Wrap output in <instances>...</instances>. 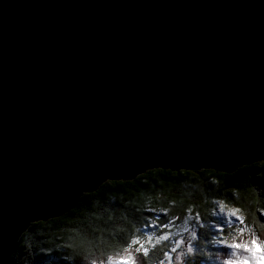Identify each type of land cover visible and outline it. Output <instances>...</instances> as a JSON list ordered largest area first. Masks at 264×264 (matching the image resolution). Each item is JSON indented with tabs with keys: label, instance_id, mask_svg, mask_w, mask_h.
<instances>
[{
	"label": "water",
	"instance_id": "1",
	"mask_svg": "<svg viewBox=\"0 0 264 264\" xmlns=\"http://www.w3.org/2000/svg\"><path fill=\"white\" fill-rule=\"evenodd\" d=\"M258 161L264 0H0V264L107 180Z\"/></svg>",
	"mask_w": 264,
	"mask_h": 264
},
{
	"label": "trees",
	"instance_id": "2",
	"mask_svg": "<svg viewBox=\"0 0 264 264\" xmlns=\"http://www.w3.org/2000/svg\"><path fill=\"white\" fill-rule=\"evenodd\" d=\"M209 177L219 182V190L222 193L225 188L240 189L245 198L253 201L254 214L257 215L258 211L264 212V161L243 165L232 173L214 169L173 171L153 168L131 180H107L97 190L84 193L78 204L63 215L31 223L15 247L13 264H54L53 254L58 257L67 255L69 250L61 251L55 247L63 242L57 238L64 235L60 231L61 228H83L86 232H92V228H96L97 231L92 232V238L99 236L109 243L114 240L118 243L125 242L130 238L133 225L141 228L138 235L144 231H153L158 235V226L144 227L141 220L153 215L144 211L145 208L161 207L168 209V216L161 214L158 224L166 223L171 216L180 217L167 231L188 236L193 232L197 233V248L186 255L183 264H218L222 252L215 248L212 234L222 238L228 225H224L219 216H206L205 209L198 207L200 197L191 187L197 184L201 191L206 193L213 187L208 183ZM224 195L230 198L231 194ZM189 208L191 212L187 211ZM197 215L201 217L200 224H204L203 227L196 223L194 217ZM185 216L193 217L188 222V231L184 229ZM236 223L238 222L233 225ZM117 229L127 230L128 235L123 231H116ZM170 247V241L163 244L157 241L150 258L151 264H159V259H163V251ZM139 259L143 264V257ZM61 264H77V261L68 262L61 259Z\"/></svg>",
	"mask_w": 264,
	"mask_h": 264
},
{
	"label": "clouds",
	"instance_id": "3",
	"mask_svg": "<svg viewBox=\"0 0 264 264\" xmlns=\"http://www.w3.org/2000/svg\"><path fill=\"white\" fill-rule=\"evenodd\" d=\"M208 183L213 187L206 193L197 184L191 187L200 197L198 207L205 209L206 216H222L228 225L222 238L212 234L215 248L223 253L218 258V264H264V219H257V215L253 213V201L245 198L236 187L225 188L222 193L215 178L209 177ZM225 193H230V198ZM230 217H235L238 223L233 225ZM203 226L204 224H200V227ZM60 231L64 235L57 238L63 242L55 247L61 251L69 250L67 255L60 257L64 261L75 260L77 264H129L126 241L118 243L114 240L109 243L99 236L92 238V232H96V228H92V232H86L83 228H61ZM195 238L196 235L193 234V239ZM14 253L15 251L11 254V264ZM184 255V252L178 254L175 264H183ZM163 259H159V264H162ZM136 264H142V261L137 258Z\"/></svg>",
	"mask_w": 264,
	"mask_h": 264
},
{
	"label": "snow or ice",
	"instance_id": "4",
	"mask_svg": "<svg viewBox=\"0 0 264 264\" xmlns=\"http://www.w3.org/2000/svg\"><path fill=\"white\" fill-rule=\"evenodd\" d=\"M144 211L153 214L150 217H145L143 220H141V224L144 227L147 228H158L160 229V234H156L153 231H144L141 235H138L137 233H141V228L138 226L133 225L131 230L130 238L126 240L125 247L129 249V252L127 253V256L129 257V264H136V260L139 257H143V264H150V258L152 256V253L154 251V248L156 246L157 241H159L161 244L163 242L170 241L172 244V247L168 248V250L163 251V260L162 264H171V261L174 257H176L178 254H180L183 251L184 245L188 242H185L179 237L181 234L180 232H170L167 231L171 226H173L175 221H178L180 217L178 216H171L167 219L166 223H159L161 219V214L163 216H168V209L165 207H161L159 209L156 208H145ZM187 211L191 212V209H187ZM257 216L259 219H264V212H257ZM192 216H185L183 223H184V229L188 231L187 225L190 220H192ZM196 222L201 223V217L195 216L194 217ZM179 227V225H176ZM116 231H123L125 235L127 236V230L117 229ZM192 234L197 235V233L193 232ZM48 254V253H47ZM55 256L54 264H61V259L57 255L53 254Z\"/></svg>",
	"mask_w": 264,
	"mask_h": 264
},
{
	"label": "rangeland",
	"instance_id": "5",
	"mask_svg": "<svg viewBox=\"0 0 264 264\" xmlns=\"http://www.w3.org/2000/svg\"><path fill=\"white\" fill-rule=\"evenodd\" d=\"M219 217L222 219L223 224H224V225H227V224L225 223V221H224V218H223L222 216H219ZM229 219L232 220V223L237 222V221L235 220V217H230ZM190 235H191V236H188L187 234H183V235H180V236L178 237V238L183 239L185 242H188V244L186 243V244L184 245V248H183V251H182V252L185 253V255H184V257H183V263L185 262L186 255H187L188 253L193 252V251L197 248V244L195 243V239H193V234H190ZM222 255H223V253H222ZM165 264H167V262H165ZM171 264H175V257H174V255H173V259H172V261H171Z\"/></svg>",
	"mask_w": 264,
	"mask_h": 264
}]
</instances>
